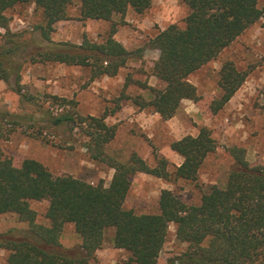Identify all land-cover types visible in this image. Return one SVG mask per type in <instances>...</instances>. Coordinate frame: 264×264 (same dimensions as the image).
Returning <instances> with one entry per match:
<instances>
[{"label":"trees","instance_id":"trees-1","mask_svg":"<svg viewBox=\"0 0 264 264\" xmlns=\"http://www.w3.org/2000/svg\"><path fill=\"white\" fill-rule=\"evenodd\" d=\"M76 1H80L81 18L102 20L123 16L129 9L144 13L153 3V0H0V80L8 81L18 72L13 57L27 44L14 38L7 11L26 3L41 8L46 21L43 37L50 40L54 24L68 18L69 8ZM182 1L190 9L185 25L173 23L150 40L151 47L160 52L153 66L160 86L143 84L147 97L139 95L134 99L140 108H151L164 120L174 117L185 99H199L190 75L217 58L264 18L261 0ZM116 32L117 27L113 26L101 42L85 37L81 44L63 43L61 47L40 51L39 56L44 61L89 66L93 77L114 76L130 59V51L115 38ZM247 76L248 71L239 69L232 60L226 61L219 77L222 94L212 101L211 109L218 112L224 108ZM53 98L61 110L49 113V125L78 127L88 138L85 146L90 156L109 163L115 172L108 186L103 182L93 184L78 177L55 175L33 158H25L16 165L0 148V214L16 213L30 225L20 236L0 233V248L10 251L7 264H90L103 246L109 228H114L112 244L130 252L126 264H159L172 223L176 225L177 239L187 244L173 264H264V163L251 165L244 148L230 147L235 164L225 186L210 187L199 204H187L171 189H163L159 211L139 214L125 206L131 177L145 172L167 180H198L203 163L217 148L211 130L202 126L197 135L188 134L172 142V149L183 157L182 163L174 168L165 157L151 165L137 153L129 161L121 162L107 153L117 128L106 122V113L81 115L76 100ZM43 199L50 202L49 226L36 222L37 212L30 205L31 200ZM66 223H73L82 239L78 251H71L60 241Z\"/></svg>","mask_w":264,"mask_h":264},{"label":"rangeland","instance_id":"rangeland-1","mask_svg":"<svg viewBox=\"0 0 264 264\" xmlns=\"http://www.w3.org/2000/svg\"><path fill=\"white\" fill-rule=\"evenodd\" d=\"M189 11L182 0H153L144 13L129 9L113 20L83 19L80 1H76L69 8L68 18L54 24L47 40L43 37L46 21L41 8L26 3L9 9L7 15L14 38L27 44L13 57L18 72L8 81L0 80V148L4 154L16 165L25 158H33L55 175L110 184L115 168L90 156L85 146L88 138L78 127L49 125V113L61 110L53 98L58 96L76 100V109L81 115L107 114L106 122L117 128L107 153L121 162L129 161L137 153L151 165L165 157L174 168L182 163L183 157L172 149V142L188 134L197 135L202 126L211 130L217 148L203 163L198 180H167L145 172L131 177L125 206L139 214L159 211L163 189H171L187 204H199L210 187L225 186L235 164L230 147L244 148L251 165L264 163V18L249 27L217 58L190 75L200 97L185 99L174 117L164 120L153 109H142L134 102L139 95L147 97L143 84L160 86V80L153 74L160 52L151 47L150 40L173 23L184 26ZM113 26L117 27L115 38L130 51L127 64L114 76L93 77L89 66L44 61L39 56L40 51L61 47L63 43L81 44L85 37L101 42ZM228 60L248 71V76L224 108L214 112L211 103L222 94L220 70ZM66 109L74 112L72 108ZM114 109L117 110L112 113ZM49 203L47 199L30 201L37 212L38 224L50 225ZM29 227L16 213L0 214V233L20 236ZM113 236L114 228H109L103 246L90 259V264L128 262L130 252L115 247ZM60 241L71 251L80 249L82 239L73 223L64 225ZM186 246L177 239L176 225L172 223L159 264H173ZM9 254L8 249L0 248V264H7Z\"/></svg>","mask_w":264,"mask_h":264}]
</instances>
